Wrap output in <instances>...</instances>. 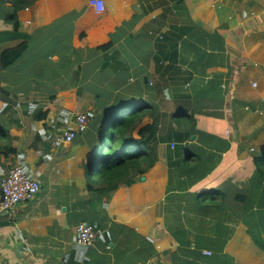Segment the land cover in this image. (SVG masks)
<instances>
[{
  "label": "crops",
  "instance_id": "crops-1",
  "mask_svg": "<svg viewBox=\"0 0 264 264\" xmlns=\"http://www.w3.org/2000/svg\"><path fill=\"white\" fill-rule=\"evenodd\" d=\"M103 2L0 0V143L14 150L0 178L19 164L41 183L0 211V264H264V0ZM136 103L153 165L89 189L99 122ZM83 111L88 128L60 143ZM80 222L93 245L75 242Z\"/></svg>",
  "mask_w": 264,
  "mask_h": 264
},
{
  "label": "trees",
  "instance_id": "trees-1",
  "mask_svg": "<svg viewBox=\"0 0 264 264\" xmlns=\"http://www.w3.org/2000/svg\"><path fill=\"white\" fill-rule=\"evenodd\" d=\"M208 35L212 36V34ZM106 46L102 45L99 48H106ZM23 47L24 44H21L17 48L4 50L2 61L7 64L11 63L22 53ZM64 93L66 104L71 107L74 103V91L68 90ZM135 105L138 106L136 110L133 107ZM117 111L116 114H108L104 120L99 122L95 130L96 138L93 144L92 159L85 166L89 189L97 187V182H102V187L112 192L119 184H131L134 181V172L142 174L154 163L155 156L147 151V148L148 136L154 131L155 124L146 125L137 130V126L145 114L142 106L138 103L125 105ZM133 131H136L137 136L133 134ZM0 133H3L1 136L7 135V132L1 128ZM98 151H100L99 159L96 157ZM12 152L14 150L10 145L0 143V160L2 156H8ZM253 164L256 185H259L264 191V150L261 154L253 157ZM98 172L100 179L96 177ZM244 197L239 193L235 196L238 201L240 199L242 201ZM209 198L216 199L213 195Z\"/></svg>",
  "mask_w": 264,
  "mask_h": 264
},
{
  "label": "built area",
  "instance_id": "built-area-1",
  "mask_svg": "<svg viewBox=\"0 0 264 264\" xmlns=\"http://www.w3.org/2000/svg\"><path fill=\"white\" fill-rule=\"evenodd\" d=\"M98 11L103 8V0H89ZM254 85L256 83H253ZM75 127H68L61 131L58 140L62 144L71 143L79 130H85L90 123L88 112H79L74 115ZM170 146L175 147V142L171 141ZM41 189L40 181L29 176L24 168L15 164L8 168L6 173L0 178V211H10L18 203L34 198ZM75 242L84 246H91L96 241L99 234L95 225L89 222H80L75 228ZM210 253V251H207ZM158 264H164L162 262Z\"/></svg>",
  "mask_w": 264,
  "mask_h": 264
},
{
  "label": "rangeland",
  "instance_id": "rangeland-1",
  "mask_svg": "<svg viewBox=\"0 0 264 264\" xmlns=\"http://www.w3.org/2000/svg\"><path fill=\"white\" fill-rule=\"evenodd\" d=\"M216 13H220L219 11H215ZM127 108L129 107V106H126ZM126 108V109H127ZM137 108H135L134 110H136ZM133 110V111H134ZM184 116H187V115H183V114H180V117L182 118V117H184ZM188 118H189V116H187ZM102 124H104V123H102ZM133 134L135 135V136H137V134L135 133V131H133ZM3 137H5V136H7L6 134H5V136L4 135H2ZM8 137V136H7ZM257 151V148L255 147V151L254 152H256ZM100 151H98L97 152V154H96V157L99 159L100 158ZM98 179H100V176H99V172L97 173V176H96ZM263 196H264V194H263Z\"/></svg>",
  "mask_w": 264,
  "mask_h": 264
},
{
  "label": "water",
  "instance_id": "water-1",
  "mask_svg": "<svg viewBox=\"0 0 264 264\" xmlns=\"http://www.w3.org/2000/svg\"><path fill=\"white\" fill-rule=\"evenodd\" d=\"M194 137V135H192V138ZM142 178H143V176H142Z\"/></svg>",
  "mask_w": 264,
  "mask_h": 264
},
{
  "label": "clouds",
  "instance_id": "clouds-1",
  "mask_svg": "<svg viewBox=\"0 0 264 264\" xmlns=\"http://www.w3.org/2000/svg\"><path fill=\"white\" fill-rule=\"evenodd\" d=\"M118 113V112H117ZM119 114V113H118Z\"/></svg>",
  "mask_w": 264,
  "mask_h": 264
}]
</instances>
